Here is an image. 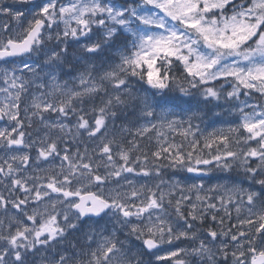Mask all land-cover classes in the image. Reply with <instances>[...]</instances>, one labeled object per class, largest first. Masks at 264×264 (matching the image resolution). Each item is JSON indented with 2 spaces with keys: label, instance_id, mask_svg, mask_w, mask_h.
Wrapping results in <instances>:
<instances>
[{
  "label": "snow or ice",
  "instance_id": "obj_1",
  "mask_svg": "<svg viewBox=\"0 0 264 264\" xmlns=\"http://www.w3.org/2000/svg\"><path fill=\"white\" fill-rule=\"evenodd\" d=\"M0 264H264V0H0Z\"/></svg>",
  "mask_w": 264,
  "mask_h": 264
},
{
  "label": "rangeland",
  "instance_id": "obj_2",
  "mask_svg": "<svg viewBox=\"0 0 264 264\" xmlns=\"http://www.w3.org/2000/svg\"><path fill=\"white\" fill-rule=\"evenodd\" d=\"M257 100H259V97H255L253 102H255V101H257ZM217 126H223V125H219V124H217ZM201 127H204V125H201Z\"/></svg>",
  "mask_w": 264,
  "mask_h": 264
},
{
  "label": "trees",
  "instance_id": "obj_3",
  "mask_svg": "<svg viewBox=\"0 0 264 264\" xmlns=\"http://www.w3.org/2000/svg\"><path fill=\"white\" fill-rule=\"evenodd\" d=\"M177 75H180V73H179V72H177Z\"/></svg>",
  "mask_w": 264,
  "mask_h": 264
}]
</instances>
